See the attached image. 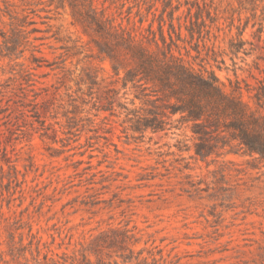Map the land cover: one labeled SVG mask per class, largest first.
I'll use <instances>...</instances> for the list:
<instances>
[{"label":"rangeland","instance_id":"rangeland-1","mask_svg":"<svg viewBox=\"0 0 264 264\" xmlns=\"http://www.w3.org/2000/svg\"><path fill=\"white\" fill-rule=\"evenodd\" d=\"M214 2L200 56L186 5L176 13L186 41L174 53L215 71L229 92L239 84L264 115L253 99L264 79V0ZM163 5L0 0V264H264V161L202 160L188 127L132 131L134 89L75 19L105 6L129 31L152 38V24L163 47ZM231 39L244 40L238 53Z\"/></svg>","mask_w":264,"mask_h":264},{"label":"trees","instance_id":"trees-1","mask_svg":"<svg viewBox=\"0 0 264 264\" xmlns=\"http://www.w3.org/2000/svg\"><path fill=\"white\" fill-rule=\"evenodd\" d=\"M118 1L124 3L125 0ZM163 3L158 25L163 47L152 24L149 29L152 38L143 31H129L122 22L107 15L105 6L101 16L95 6H88L84 15L78 11L80 16H75L86 31L87 27H91L102 38L101 42H97L100 51L111 60L116 75L120 76L122 70L125 72L124 87L130 85L134 89L132 104L136 105L139 101L140 107H134L127 113L130 128L146 134L168 133L173 128L188 127L196 140L195 154L202 160L236 154L264 161V115H257L243 100L239 84L229 92L215 71L196 70L174 53L173 46L180 49L178 41H186L182 38V16H176L186 5L184 25L191 38L188 42L196 39L194 46L197 56H200L201 43L204 47L207 45L205 39L210 37V26L217 19L214 0H163ZM175 19L179 21L178 27ZM140 22L143 24V20ZM166 24L170 42L165 32ZM153 43L157 50L152 48ZM244 45V40L238 43H234L233 39L230 41L233 53H238ZM213 55L216 59L217 53ZM259 83L253 99L262 106L264 79ZM103 109L114 113L111 102ZM10 159L7 157L5 161L10 162Z\"/></svg>","mask_w":264,"mask_h":264}]
</instances>
